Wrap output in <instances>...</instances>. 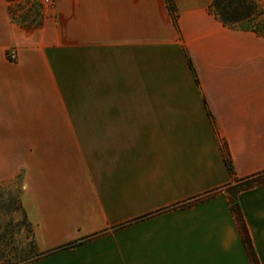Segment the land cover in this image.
<instances>
[{"label":"crops","instance_id":"crops-1","mask_svg":"<svg viewBox=\"0 0 264 264\" xmlns=\"http://www.w3.org/2000/svg\"><path fill=\"white\" fill-rule=\"evenodd\" d=\"M212 2L174 0L176 24L167 0H55L24 24L0 0V185L21 177L47 253L25 264H254L226 187L264 171V36ZM239 204L264 264V184Z\"/></svg>","mask_w":264,"mask_h":264},{"label":"rangeland","instance_id":"rangeland-1","mask_svg":"<svg viewBox=\"0 0 264 264\" xmlns=\"http://www.w3.org/2000/svg\"><path fill=\"white\" fill-rule=\"evenodd\" d=\"M14 20L24 24H40L45 9L41 0H10ZM264 9V0H257ZM258 25V21H255ZM254 24V23H253ZM22 179L0 185V264H21L32 257V227L19 208ZM228 192V189L226 188Z\"/></svg>","mask_w":264,"mask_h":264},{"label":"trees","instance_id":"trees-1","mask_svg":"<svg viewBox=\"0 0 264 264\" xmlns=\"http://www.w3.org/2000/svg\"><path fill=\"white\" fill-rule=\"evenodd\" d=\"M167 4L169 10L173 15L175 23L178 24L177 9L174 0H167ZM209 10L211 13L215 14L216 17L219 18L221 22H223V24L226 26L244 31H252L257 33L258 35L264 36V9H261L259 7L257 0H213L212 4L209 7ZM255 21H258V25L255 24L256 23ZM223 147L225 149V159L227 165L229 167L231 174L234 176L235 174L234 165L228 147L225 143L223 144ZM261 184H264V171L252 175L250 177H245V178L234 177V182L226 187L229 192V197L233 210L237 216V220L241 227V231L244 237V242L249 249V253L252 257L254 264H259V259L254 250L249 231L246 227L245 220L243 218L240 209L239 194L244 190L250 189L252 187ZM215 193L216 191L208 194L207 196L214 195ZM203 198L204 197H200L196 199V201L202 200ZM19 203H20L19 208L23 211L25 219L29 223L27 215L23 209L21 197L19 198ZM29 225L31 226L30 223ZM32 233H33L32 250L34 252V255L24 260V262H22L21 264L28 263L44 254H47V253L37 252L33 227H32Z\"/></svg>","mask_w":264,"mask_h":264},{"label":"built area","instance_id":"built-area-1","mask_svg":"<svg viewBox=\"0 0 264 264\" xmlns=\"http://www.w3.org/2000/svg\"><path fill=\"white\" fill-rule=\"evenodd\" d=\"M41 2L45 6H51L54 4L55 0H41ZM8 58L11 61H15L17 59V51L16 50H10L8 52Z\"/></svg>","mask_w":264,"mask_h":264}]
</instances>
